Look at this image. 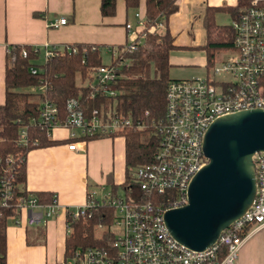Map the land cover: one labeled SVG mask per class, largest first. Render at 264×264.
Listing matches in <instances>:
<instances>
[{
  "label": "built area",
  "instance_id": "1",
  "mask_svg": "<svg viewBox=\"0 0 264 264\" xmlns=\"http://www.w3.org/2000/svg\"><path fill=\"white\" fill-rule=\"evenodd\" d=\"M134 26L124 25L129 36L123 48L132 51L144 41V19L134 11ZM66 24L64 16L48 23L49 27ZM232 48L223 52V58L213 61L203 78L171 79L167 82L163 115L151 121L157 145L152 160L132 169L126 193L122 197L108 191L97 197L89 192L79 206L67 210L72 218L89 216L94 206L106 205L113 209L111 223L113 239L108 248L87 247L75 250L62 264H235L238 250L245 240L264 228V149L252 154L254 195L250 204L218 237L201 250L190 249L174 239L163 220L166 210L187 204L186 189L192 177L206 164L202 150L206 129L216 119L249 109H264V0H250V5L231 19ZM165 25L158 18L148 27L149 32L162 34ZM66 48V46L64 47ZM45 47L43 58L48 60L55 51L63 49ZM69 48V47H68ZM67 48V49H68ZM35 50L36 48L33 47ZM74 51V48H70ZM110 60L94 70L89 87L103 96H113L110 88L121 75L128 60H115V47L107 49ZM25 55L24 52L21 53ZM35 68H30L35 73ZM41 84L31 91H44ZM94 93L92 92L93 96ZM29 125L45 127L50 135L57 127L76 129L79 136H118L127 128L143 129L145 125L114 110L93 108L83 114L76 99L65 101V116L58 118L55 104L48 99L40 103L36 117ZM27 125H20L16 141L24 143ZM120 136V135H119ZM76 137L72 131L70 138ZM75 142L67 144L75 150ZM22 162L16 154H8L0 169V210L11 208L9 217L13 225L44 226L58 210L56 195L48 202H39L28 193L13 200L12 188L15 168ZM137 190L134 192L132 186ZM170 197L168 205L158 198ZM66 211V212H67ZM100 227V225H99ZM221 248L225 249L218 257Z\"/></svg>",
  "mask_w": 264,
  "mask_h": 264
},
{
  "label": "trees",
  "instance_id": "2",
  "mask_svg": "<svg viewBox=\"0 0 264 264\" xmlns=\"http://www.w3.org/2000/svg\"><path fill=\"white\" fill-rule=\"evenodd\" d=\"M117 0H99L101 17L113 16ZM126 9L137 11L139 0H122ZM250 5V0H236L234 6H207L202 17L205 43L200 47L205 54L206 67L214 61L217 53L232 48V31L229 24L217 25L214 15L218 11L226 12L231 19ZM177 10L176 0H143L142 17L144 19V41L132 51L123 45L116 46L115 60H128L121 70L120 77L110 85L115 90L113 96H103L89 87L93 81L94 70L101 64L100 47L96 44L75 43L67 45L62 52L55 51L48 59L43 58L39 48L25 44L8 45L4 55L3 102L0 104V169L8 154L18 155L22 162L15 168L12 196H24L25 156L33 148L52 146L57 142L50 139L45 127L29 125L30 118L37 116L43 99L53 102L58 110V118L65 116V101L76 99L85 116L93 108L102 110L111 106L115 111L145 125L143 129L127 128L119 133L124 141V180L119 186L126 193L129 172L135 167L152 160L157 145L151 121H157L163 115L165 91L170 63L169 52L174 48L172 37L167 29L168 17ZM160 19L165 29L162 34L149 32L147 29L155 20ZM69 47V48H68ZM73 47L74 51L70 48ZM68 48V49H67ZM22 52L25 53L22 56ZM35 68V73L30 72ZM41 84L42 92L30 88ZM92 92L94 93L93 96ZM24 143L16 141L20 125H27ZM118 135V136H119ZM107 137L87 135L84 141ZM131 185V184H130ZM134 187V185H131ZM118 186L110 183V190L115 194ZM33 194V193H32ZM39 202H48L51 193H34ZM158 202L169 204L170 197H157ZM13 214L11 208L0 210V264H5V228ZM114 211L102 205L90 209L85 218H72L69 211L65 214L68 234L64 239L63 259L70 258L75 250L87 247L108 248L113 239L111 223ZM100 225V227H99ZM225 252L221 248L218 257Z\"/></svg>",
  "mask_w": 264,
  "mask_h": 264
},
{
  "label": "crops",
  "instance_id": "3",
  "mask_svg": "<svg viewBox=\"0 0 264 264\" xmlns=\"http://www.w3.org/2000/svg\"><path fill=\"white\" fill-rule=\"evenodd\" d=\"M139 1L137 11L142 15L143 0ZM176 4L177 10L167 19L173 49H192L205 43L202 26L205 8L234 6L236 0H176ZM98 6L99 0H0V104L8 45H29L39 48L43 54L46 46L60 50L67 45L88 43L107 50L127 43L129 36L124 25L134 26V11L126 9L122 0H117L114 15L101 17ZM220 12L224 11L216 12L214 21ZM224 13L229 18L228 23L215 21L217 25L230 23V16ZM61 16L66 18V24L48 26ZM171 59L168 55L170 66ZM202 63L206 72L205 57ZM72 131L76 135L74 138H70ZM49 137L57 143L26 153L25 190L33 194H55L58 210L44 226L26 225L24 213H21V225L9 223L6 226L5 264H62L64 239L68 234L66 211L81 205L89 192L100 197L106 193L105 188L110 189V183L119 187L124 180L122 136L84 141L78 130L57 127ZM72 141L76 144L75 150L67 148ZM235 264H264V228L245 240Z\"/></svg>",
  "mask_w": 264,
  "mask_h": 264
},
{
  "label": "water",
  "instance_id": "4",
  "mask_svg": "<svg viewBox=\"0 0 264 264\" xmlns=\"http://www.w3.org/2000/svg\"><path fill=\"white\" fill-rule=\"evenodd\" d=\"M263 149L264 109L214 120L202 141L207 162L189 182L187 204L164 212L170 235L194 250L211 244L250 204L254 195L251 156Z\"/></svg>",
  "mask_w": 264,
  "mask_h": 264
},
{
  "label": "rangeland",
  "instance_id": "5",
  "mask_svg": "<svg viewBox=\"0 0 264 264\" xmlns=\"http://www.w3.org/2000/svg\"><path fill=\"white\" fill-rule=\"evenodd\" d=\"M215 21L218 24L228 23L229 18L224 12H220L216 15ZM172 65L168 69V76L171 79L175 78H203L205 76V68L203 67L202 60L205 57L204 51L201 48L192 49H173L169 52ZM224 56L222 53L215 55L214 60H220ZM101 64H107L110 60L109 53L105 48L100 49ZM106 192L110 191L107 187ZM132 190L136 192L135 187ZM117 195L122 197L124 195L123 190L118 187L115 191Z\"/></svg>",
  "mask_w": 264,
  "mask_h": 264
}]
</instances>
